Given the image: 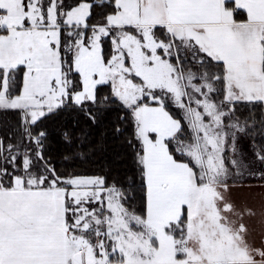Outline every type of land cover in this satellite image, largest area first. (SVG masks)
<instances>
[{
	"label": "snow or ice",
	"instance_id": "6c2138e0",
	"mask_svg": "<svg viewBox=\"0 0 264 264\" xmlns=\"http://www.w3.org/2000/svg\"><path fill=\"white\" fill-rule=\"evenodd\" d=\"M0 264H264V0H0Z\"/></svg>",
	"mask_w": 264,
	"mask_h": 264
}]
</instances>
